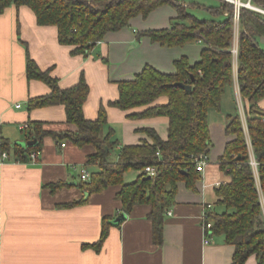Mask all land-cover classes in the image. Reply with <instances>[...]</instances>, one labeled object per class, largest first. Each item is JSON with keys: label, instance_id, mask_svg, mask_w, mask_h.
Masks as SVG:
<instances>
[{"label": "crops", "instance_id": "crops-1", "mask_svg": "<svg viewBox=\"0 0 264 264\" xmlns=\"http://www.w3.org/2000/svg\"><path fill=\"white\" fill-rule=\"evenodd\" d=\"M174 16L176 11L170 5L156 8L146 17L137 15L128 26L108 32L82 55L72 54L71 46L58 41L56 26L38 24L29 7L12 4L0 13V264H231L234 247L222 236L205 232L202 214L206 205L214 208L216 188L229 181L218 164L226 142L232 138L225 132L228 115L238 113L246 129L236 71L220 108L208 110L212 142L208 163L200 170L193 189L183 181L177 184L175 202L166 209L171 214L164 213L160 245L152 240L149 205L136 204L125 213L115 197L118 185L90 194L79 186L80 170L86 168L91 173L97 167L87 163L91 146L77 147L67 140L58 143L48 135L41 142L39 157L29 161L21 157L16 145L32 140L26 138L24 123L43 122L44 129L54 132L74 129L66 123L63 105L28 108L30 98L48 94L50 87L26 77V54L41 70H49L61 88L71 87L84 77L89 90L83 115L96 119L104 107V131H112L118 141L116 150L146 138L139 131L143 127L154 128L165 139L166 117L131 118L128 114L146 106L121 110L110 102L119 96L117 82L132 78L145 64L172 73L174 61L181 56L191 64L199 59L202 42L167 47L138 37L140 32L168 27ZM258 42L264 45V35ZM166 102L161 96L153 104ZM259 106L264 108V98ZM3 152L6 157H2ZM116 158L111 151L110 159ZM134 172L137 177L139 171ZM120 213L126 218L110 225L97 246L103 217L112 220ZM244 264L257 262L250 256Z\"/></svg>", "mask_w": 264, "mask_h": 264}, {"label": "trees", "instance_id": "trees-1", "mask_svg": "<svg viewBox=\"0 0 264 264\" xmlns=\"http://www.w3.org/2000/svg\"><path fill=\"white\" fill-rule=\"evenodd\" d=\"M250 3L264 7V0ZM12 4L29 7L38 24L56 26L58 41L71 46L72 54L87 55L108 32L120 30L129 25L131 18L146 17L163 5L176 11L169 26L140 32L139 38L146 37L167 47L185 46L197 40L203 43L199 59L193 64L181 56L174 61L172 73L145 64L132 78L117 82L119 96L110 105L121 110L146 106L128 116H164L168 123L165 139L152 127L140 128L146 138L123 145L114 161L110 152L118 141L111 130L104 131V107H100L96 119L83 115L89 90L84 77L71 87L61 88L49 70H41L26 54V77L50 87L48 94L30 98L28 108L63 105L66 123L74 129L54 132L44 129L43 122H33L25 129L26 138L37 143L26 149L17 148L21 155L25 150H40L48 135L58 143L67 140L77 147L91 146L93 152L87 155V163L97 167L91 171L89 181H80L79 186L90 194L118 185L115 197L125 213L136 204L149 205L152 240L157 245L163 241L164 213L175 202L177 184L183 181L193 189L200 178L195 156L208 154L212 144L208 110L220 108L236 71L246 129L238 113L228 115L225 132L232 138L226 142L218 164L229 181L215 190L218 199L207 212L211 228L206 233L222 236L234 247L231 264H244L250 256L255 257L257 264H264V108L259 106L264 98V48L258 42L264 35L263 17L244 6L237 9L227 0H211L209 4L195 0H0V13ZM193 8L203 9L210 16L200 18L192 13ZM175 82L189 84L191 89L172 85ZM161 96L167 102L153 104ZM147 166L155 168L153 175L144 172ZM128 170L139 171L131 182L124 181ZM110 225L109 217H103L97 246L104 241Z\"/></svg>", "mask_w": 264, "mask_h": 264}, {"label": "built area", "instance_id": "built-area-1", "mask_svg": "<svg viewBox=\"0 0 264 264\" xmlns=\"http://www.w3.org/2000/svg\"><path fill=\"white\" fill-rule=\"evenodd\" d=\"M230 2H233L236 6V8L238 9L240 6H244L247 8H250L254 11H256L257 13H259L264 20V7H258V6H254L250 3V0H246L245 2H242L241 0H227ZM236 19L238 17V11L236 10ZM198 42H201V40H197ZM236 47H234L233 49V53L236 55ZM19 105H17L18 107ZM23 129H27L28 128V124L24 123L22 125ZM40 154V150L37 149H32V150H25L24 153H22L21 157L24 158L25 160H29V161H35ZM7 154L5 152L2 153V157H6ZM195 163L196 166L199 170H201L207 163H208V156L206 153H201L197 156H195ZM144 172L146 174L149 175H153L155 173V168L153 166H147L144 168ZM90 179V172L86 169V168H82L80 170V180L81 181H89ZM212 207L210 204L206 205L205 207V211L202 214V223H203V227L205 232H207V230H209L211 228V222L207 220V212L208 210H210ZM167 213V215L171 214L170 210L165 211ZM209 240L206 237L205 242L207 243Z\"/></svg>", "mask_w": 264, "mask_h": 264}, {"label": "rangeland", "instance_id": "rangeland-1", "mask_svg": "<svg viewBox=\"0 0 264 264\" xmlns=\"http://www.w3.org/2000/svg\"><path fill=\"white\" fill-rule=\"evenodd\" d=\"M198 1H201V2H207L208 4L211 2V0H198ZM192 13H194L196 16H198V17H200V18H207V17H209L210 15H209V13L207 12V11H205V10H203V9H193L192 10ZM235 33H236V35H235V44H236V38H237V24H236V28H235ZM264 47V45L262 46V48ZM235 69H236V67H235ZM237 104H238V100H237ZM237 108H238V105H237ZM239 110V109H238ZM112 152L114 153H116V155H117V153L119 152L118 150H116L115 148L112 150ZM112 157V156H111ZM134 176V177H133ZM136 176H135V172H134V170H128L125 174H124V179H125V181H129V182H131L132 180H134L133 178H135ZM263 213H264V207H263Z\"/></svg>", "mask_w": 264, "mask_h": 264}, {"label": "water", "instance_id": "water-1", "mask_svg": "<svg viewBox=\"0 0 264 264\" xmlns=\"http://www.w3.org/2000/svg\"><path fill=\"white\" fill-rule=\"evenodd\" d=\"M172 85L180 86L181 88H183L185 90H190L191 89V86L189 84L182 83V82H175ZM36 143H37L36 140L32 139V140L26 141V142H23V141L17 142L16 145H18L19 147H22V148L26 149V148L35 146ZM125 218H126V214L125 213H120L115 218H113L112 220H110V224L111 225H117L121 221H123Z\"/></svg>", "mask_w": 264, "mask_h": 264}]
</instances>
